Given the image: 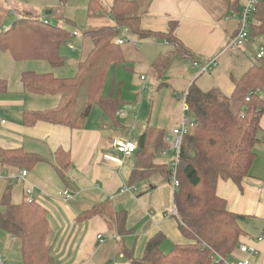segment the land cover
I'll return each instance as SVG.
<instances>
[{
  "label": "crops",
  "instance_id": "obj_1",
  "mask_svg": "<svg viewBox=\"0 0 264 264\" xmlns=\"http://www.w3.org/2000/svg\"><path fill=\"white\" fill-rule=\"evenodd\" d=\"M2 1L14 8L12 12L17 15L15 17L20 16L16 7H21L27 12L28 6L31 5V0ZM96 1L108 13L115 0ZM88 2L89 0H67L64 6H60L58 0H42L38 8L40 12L50 11L54 19L73 26L81 18L76 10L85 14L87 22ZM242 5L243 3L239 4V8ZM55 10L60 12L58 17L53 14ZM105 17L108 16L94 20L101 22ZM171 22L175 23L173 36L180 40L191 55L190 58H182L183 60L192 58L202 62L201 59L217 57L219 61L210 74L199 75L197 70L198 73L190 77L189 84L194 83L203 92L218 89L223 95L229 96L233 90L232 80H238L255 64L253 59H256L258 52L253 53V56L249 46L243 49L227 48V44L237 32L239 13L234 11L231 16L216 22L196 0H150L139 26L141 30L161 35L168 33ZM153 38L168 44L162 39ZM75 39H79V44L83 43L81 38ZM139 45L122 47L126 53L127 66L123 68L118 65L111 69L103 90L104 96L116 91L119 80L117 75L120 76L123 70L132 69L133 64L141 61L146 63L150 73L152 63L164 54L159 52L155 58L149 57L146 48L141 49ZM261 47L264 48V44H261ZM1 59L5 60V56ZM173 60L166 72L171 70ZM63 69L64 66L52 72L50 70L54 69L48 64L28 70H16L7 63L6 67L3 66L2 74L5 77H0V80L5 81L6 88L0 93V118L5 120V125L0 126V149L18 150L32 160L26 161L20 167L0 162V200L7 187L3 186V183L10 187V199L13 204L25 201L26 189L32 191L34 203L47 213L50 229L47 245L52 264H132L128 254L135 260H141L148 242L157 234L164 236L160 245L162 253H167L174 246L188 243L181 235L174 215L175 192L170 183L155 174L146 180L130 184L128 178L136 167L138 151L127 158H120V164L105 159L117 157L110 145L112 139H130L136 142L148 127L135 123L134 130H138V137L131 139L129 136H123V130L128 131L124 122L129 118L132 107L124 99L122 87L114 126L99 107L97 110H91L80 128L44 121H36L31 125L23 122L24 112L54 110L58 107L60 99L57 95H38L26 91L21 83V74L51 73L54 76L57 73L54 77L65 79L72 78L76 73V66L75 73L70 76L63 74ZM204 77H207L209 82L202 80ZM221 81L230 87L226 94ZM187 88L188 86L185 89ZM185 89H180L179 93ZM258 95L264 100V87ZM178 97L177 91L176 98ZM125 106L127 112H122L121 109ZM178 122L180 121L176 119L171 125L174 127ZM127 124L131 129L133 122ZM259 124L262 142L254 148L256 157L250 167V176L242 183V191L231 181L218 180L216 185V194L225 200L228 211L246 218L241 223L245 236L240 239V243H249L260 235L264 238V112ZM160 130L167 136L171 134L169 128ZM158 156L160 155L157 154L156 158ZM156 158L154 163H165L157 161ZM22 171H26V176L20 178ZM64 190L72 192L75 198L71 201L59 199L58 194ZM102 205L109 207V211L125 214L124 235L115 233L103 216L79 218L84 212ZM10 236L0 230V239L3 240V264H23L20 242ZM98 236L103 239L102 243L97 239ZM258 250V256L252 259L251 264H264V239L258 245ZM233 256L235 259L241 258L236 250Z\"/></svg>",
  "mask_w": 264,
  "mask_h": 264
},
{
  "label": "trees",
  "instance_id": "obj_2",
  "mask_svg": "<svg viewBox=\"0 0 264 264\" xmlns=\"http://www.w3.org/2000/svg\"><path fill=\"white\" fill-rule=\"evenodd\" d=\"M67 0H58L64 6ZM202 3L204 0H196ZM150 0H115L106 13L96 0H89L88 20L104 15L110 17L113 26H88L81 37L82 58L76 65L72 78L59 79L51 73L24 72L21 83L26 91L38 95H57L60 103L50 111L24 112L23 122L31 125L44 121L70 128H80L94 106L115 125L116 113L121 100V86L103 95L112 68L127 66L125 50L115 39L119 28H127L136 40L153 37L172 46L170 52L157 57L151 65L156 78H161L175 56L188 57L189 53L180 40L173 36L175 23L169 24L168 33L155 35L140 29V19ZM239 0H233L229 11L240 13ZM1 17V14H0ZM249 30L250 41L264 39V2L257 6ZM1 21V19H0ZM72 40V33L52 26L46 19H28L18 16L11 27L0 33V51H8L15 61H44L51 68H62L64 58L60 48ZM126 46V45H124ZM196 62L194 59H190ZM238 80H232L229 96L220 90L201 91L191 84L185 102L195 126L183 139L177 169L179 187L175 190L174 210L178 227L188 242L177 245L167 253L160 251L164 241L162 234L152 238L141 260L128 257L132 264H221L216 259L232 256L240 239L245 236L241 223L244 216L226 208V202L216 194L218 180L233 182L240 191L242 183L250 176V167L256 157L255 146L262 142L259 136L260 118L264 112V100L258 95L264 87V57L257 60ZM6 83L0 80V93ZM248 99V101H246ZM162 130L147 127L138 137L136 167L129 175V183L146 180L158 174L167 181L170 171L164 164L155 166L154 160L164 148ZM20 151L0 149V162L20 167L31 161ZM34 161V159H33ZM0 230L15 236L20 242L23 264H52L47 240L50 229L47 213L35 203L13 204L10 187L7 186L0 200ZM103 216L109 227L119 236L126 233L125 214L109 211L107 206H96L80 215V219Z\"/></svg>",
  "mask_w": 264,
  "mask_h": 264
},
{
  "label": "rangeland",
  "instance_id": "obj_3",
  "mask_svg": "<svg viewBox=\"0 0 264 264\" xmlns=\"http://www.w3.org/2000/svg\"><path fill=\"white\" fill-rule=\"evenodd\" d=\"M40 1L42 0H31V2H29V4L31 5L28 6L27 12H25L21 7H16V9L19 12L20 16L28 17V19H46L49 23H51L52 26L63 28L69 31L70 33L76 32L78 34V38L82 37V34L88 26L114 24L111 18L109 17H105L101 22L98 20H87L86 22L85 14L79 10H76V12L81 15V18L77 22H75L73 26L64 24L61 22V20L59 21L54 19L52 14L47 15V11L40 12V9L38 8ZM137 1L145 3V0ZM203 2L205 3H199L209 14V16L212 17L213 21L218 22L219 20L231 16V14L233 13V11L228 10L229 5L231 6L233 4V0H204ZM242 3L243 0H239L238 4ZM14 5L15 4H12V6ZM13 9L14 8H11L6 2L0 0V33L11 27L13 22L16 20L17 17L15 16L17 15H14V13L12 12L14 11ZM256 39L249 44V47L252 50V54H255L260 49L261 44H264V39ZM78 40L79 39H75L72 37V40H70L67 45H64L60 48V53L64 58L63 74H66V76H70L75 73V66L82 58L83 53H85V51L82 52L83 50H81ZM137 41L138 45L140 44L139 48H146V54L152 58H155L159 52L167 53L173 49L171 45H165L163 42L155 38ZM69 44L72 45L73 48L69 47ZM249 53L251 52L249 51ZM2 56H5V60L1 59ZM251 56H248V58H250ZM182 58L184 57L175 56L173 64L171 66V70L168 71L169 73L166 72V74L161 78H156L153 73L151 75L152 71L149 73V68L147 67L146 63L141 61L139 63L133 64L131 67L132 69L127 68L122 71L123 73L120 74V76L117 75V77H119V80L115 78V80L118 81L117 85L119 87L120 83V86L124 91V99L132 107V111L129 115V118L127 119V121L124 122V125L126 126V128H128L127 132L125 130H123L122 132L124 137L129 136L131 137V139H136L138 137V130H134L135 123H137L138 126H148L159 130L167 128L172 130L177 127L178 124L173 127L171 123L176 119L180 121L182 118V94L187 92L188 88H185L191 85L189 84L190 77L198 73L197 69L192 68L191 60H183ZM209 60L210 59H201L200 61L202 62H199L198 60H196V62L203 64ZM257 62L258 61L256 59H253V63ZM6 63L9 66H13V68L16 70H28L34 67L42 66V64H47L44 61L34 60L15 61L8 51H0V77H5L2 73L4 71L3 66L6 67ZM218 64L219 61H217V65ZM50 71L56 72L55 69ZM55 75L57 76V73L54 74V76ZM141 77L143 78V80H141ZM207 77H204L202 80L208 81ZM220 84L223 86V91L226 94L229 91L230 87L222 81L220 82ZM180 89H185V91L180 94ZM177 91L179 95L178 98H176ZM93 108L95 110L98 109L97 106H94ZM125 108L126 106L123 107L121 111L127 112L125 111ZM121 118L122 117L120 116V119ZM131 122H133V125H131L130 129V126H128L127 123L131 124ZM156 159L157 161L162 163L166 161L164 159H161L160 156H158ZM155 166H161V164L155 163ZM3 177L4 176L2 175V178ZM3 186L6 187L8 185L7 183H3ZM2 212L3 208L0 207V213ZM2 241L3 240L0 239V255H2L4 258V254L2 253Z\"/></svg>",
  "mask_w": 264,
  "mask_h": 264
},
{
  "label": "built area",
  "instance_id": "obj_4",
  "mask_svg": "<svg viewBox=\"0 0 264 264\" xmlns=\"http://www.w3.org/2000/svg\"><path fill=\"white\" fill-rule=\"evenodd\" d=\"M263 2L264 0H243V5L240 7L239 25L237 28V32L233 40L227 44V48L243 49L249 46V44L251 43L249 30L253 23L252 17L257 10V6ZM53 14L55 17H58L60 15V12L59 10H55ZM117 30L118 35L115 39V43L118 46L130 45L135 47L138 45V41L130 35L127 28H119ZM72 37L78 38V34L76 32H73ZM69 47L73 48V46L70 44ZM263 57L264 49L263 47H261L256 54V59L259 60ZM217 59V57L212 58L203 64L199 62H192V68L197 69L199 75L210 74L217 65ZM141 80H143V78H141ZM185 98L186 92L182 94L181 100L182 118L177 127L171 130L170 136L165 135L163 137L164 148L159 152L160 157L166 160L164 165H166L170 171L168 182L170 183L174 192L179 187L177 181V169L183 139L190 131L193 130L195 126L194 120L188 113V107L185 102ZM246 101H248V99H246ZM3 125H5V120L0 118V126ZM110 145L116 153L117 157H105V159L115 164H120V158H127L137 152L136 142L130 139L114 138L111 140ZM25 176L26 171H22L20 173V178H23ZM57 197L63 201H71L75 198V195L68 190H64L59 193ZM24 199L26 203H34L32 191L30 189H26L24 191ZM174 215H176L175 210ZM10 238L16 239V237L13 235H11ZM97 239L100 243L103 242L101 236H98ZM263 239V236L260 235L255 237L252 241L250 240L249 243H239L236 247V251L238 254H240V259H235L233 255L225 259H222L220 256H216V259L218 261H221V264H251L252 259L259 254L258 245L263 241ZM0 264H3L2 255H0Z\"/></svg>",
  "mask_w": 264,
  "mask_h": 264
},
{
  "label": "water",
  "instance_id": "obj_5",
  "mask_svg": "<svg viewBox=\"0 0 264 264\" xmlns=\"http://www.w3.org/2000/svg\"><path fill=\"white\" fill-rule=\"evenodd\" d=\"M50 13H51V12H50V11H48L46 14H47V15H50Z\"/></svg>",
  "mask_w": 264,
  "mask_h": 264
}]
</instances>
